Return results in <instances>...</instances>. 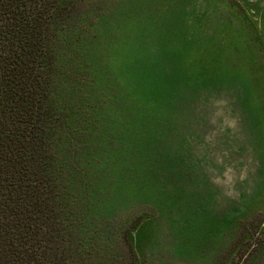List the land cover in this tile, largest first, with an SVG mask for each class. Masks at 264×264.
I'll use <instances>...</instances> for the list:
<instances>
[{
	"label": "rangeland",
	"instance_id": "obj_1",
	"mask_svg": "<svg viewBox=\"0 0 264 264\" xmlns=\"http://www.w3.org/2000/svg\"><path fill=\"white\" fill-rule=\"evenodd\" d=\"M52 1L67 264H264V0Z\"/></svg>",
	"mask_w": 264,
	"mask_h": 264
},
{
	"label": "trees",
	"instance_id": "obj_2",
	"mask_svg": "<svg viewBox=\"0 0 264 264\" xmlns=\"http://www.w3.org/2000/svg\"><path fill=\"white\" fill-rule=\"evenodd\" d=\"M52 0H0V264H67L49 168Z\"/></svg>",
	"mask_w": 264,
	"mask_h": 264
}]
</instances>
